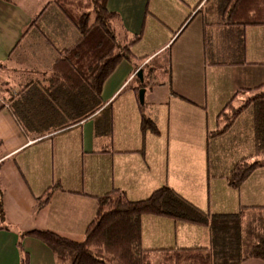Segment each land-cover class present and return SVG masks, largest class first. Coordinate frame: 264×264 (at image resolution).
I'll return each mask as SVG.
<instances>
[{
  "label": "crops",
  "instance_id": "crops-1",
  "mask_svg": "<svg viewBox=\"0 0 264 264\" xmlns=\"http://www.w3.org/2000/svg\"><path fill=\"white\" fill-rule=\"evenodd\" d=\"M161 1L171 10L184 12V4L176 0H107L106 5L120 15L126 30L141 35L148 15L160 23L153 10L149 11V5L154 2V8H159ZM46 2L41 0L39 13ZM5 7L16 9L23 23L6 29L11 36L0 41V65L4 67L2 73L7 72L4 76L0 73V264H19L17 242L19 234L26 230L45 229L82 240L99 198L115 188L124 191L129 199L140 200L166 185L207 213L241 212L243 224L255 214L264 216V165L253 170L238 188L230 187L227 180L234 164L253 154L254 145L252 152L235 149L224 162L211 161L209 152L210 140L225 135L236 121L224 133H213L219 128L217 115L225 103L236 93L238 105L250 95L248 89L264 84V25L243 28L240 60L235 58L231 37L214 38L213 47L225 49L208 63L203 57L205 44L201 43L207 37L205 16L197 29L191 33L187 30L188 23L200 11L193 8V17L177 38L181 33L190 35L184 38L177 53L164 61L168 74L158 86L144 89L147 114L138 105V86L132 82L138 70L144 72L155 53L170 49L167 46L174 34L172 30L150 55H134L117 65L102 85L101 106L94 114L61 131L36 136L23 132L9 110L10 99H20L29 83L42 80L39 72L46 71L54 58L51 44L61 49L76 39L60 34L64 29L61 25L45 22L37 23V28L46 40L40 36L29 38L33 26L25 35L24 31L37 14L27 5L0 0L1 10ZM209 22L215 29L223 26L221 22ZM249 31H258L262 36L250 41L256 48H249ZM143 56L146 57L140 60ZM241 90L248 91L243 94ZM107 109L108 115L97 129L95 122ZM142 115L155 123L158 133L141 130ZM49 187L53 192L48 203L34 210L35 198ZM209 245L207 227L155 215L141 218V246L145 249ZM21 246L28 253V264H56L50 249L40 241L24 237ZM241 264L264 263L251 258Z\"/></svg>",
  "mask_w": 264,
  "mask_h": 264
},
{
  "label": "trees",
  "instance_id": "trees-1",
  "mask_svg": "<svg viewBox=\"0 0 264 264\" xmlns=\"http://www.w3.org/2000/svg\"><path fill=\"white\" fill-rule=\"evenodd\" d=\"M50 2L72 24L77 38L61 49L50 43L54 58L46 71L39 72L42 80L29 83L20 99H10L9 110L23 132L36 136L61 131L94 114L101 106L103 83L122 60L134 57L132 47L141 37L140 33H130L124 28L120 15L107 8V0ZM220 12L223 25L243 28L264 25V0H221ZM41 13L25 28L24 35L33 26L29 38L44 39L37 28ZM192 17L187 16L184 23ZM45 45L50 47L48 43ZM248 90L251 95L240 104H236V93L225 103L217 115L219 126L222 121L225 125L213 132L224 133L240 113L246 108L251 110L254 151L250 157L255 159L243 158L234 164L227 177L233 188H238L253 170L264 165V84ZM140 127L142 131L158 133L155 123L144 115ZM52 192L49 187L35 198L34 210L45 206ZM2 193L0 184L1 222ZM144 215L207 227L210 245L145 249L141 246ZM24 237L34 238L49 248L56 264H241L251 258L264 263V216L255 214L243 224L241 212L207 213L166 185L140 200L129 199L120 189L109 191L99 198L96 213L80 241L45 229L21 232L17 242L19 264H28V253L21 246Z\"/></svg>",
  "mask_w": 264,
  "mask_h": 264
},
{
  "label": "rangeland",
  "instance_id": "rangeland-1",
  "mask_svg": "<svg viewBox=\"0 0 264 264\" xmlns=\"http://www.w3.org/2000/svg\"><path fill=\"white\" fill-rule=\"evenodd\" d=\"M15 3L21 4V5H27L28 8L31 11H34L37 15L39 14V4L41 3V0H31V3L28 0H12ZM176 0L179 4H184V12H177V10H171L169 9V5L164 4V1L160 2L159 8H154V2L150 3L149 5V11L154 12V15L157 19H159L160 23L155 21V19L152 20V18L148 15L146 19V26L143 30V34H141L140 40L138 41L137 45L135 44L132 47V53L138 57L139 55H144L145 53H152L153 50L157 49L159 43H164L166 41V35L170 33V30L174 31V34H172V39L168 43V46L170 49L166 50H160L157 54L155 53V58L145 65L144 72H143V82L140 81L138 77H135L134 81L132 82V85L138 86V93L140 89H145V87H154L158 86L162 79L166 77L167 65L165 64L166 58L170 57L171 55L174 56V53H177V49L181 46L184 38H186L192 31L197 29V24L202 16H205V22L207 25H204V28L206 30L207 37H205V40L202 41V45L205 44V54L203 51V57L205 55V61L210 63L212 61H215L217 57L221 54V49H225L224 46H218L217 48L213 47V39L216 38L217 40L220 39H226L232 38V48L234 49V55L237 60L243 59V27H230L227 25H223L219 27L218 29H215L216 27H211L209 19L212 20V22H222L221 17V0ZM182 2V3H181ZM201 2V3H200ZM200 3L199 7L197 9H200V11L192 18V20L188 23V21H185L186 17L191 15L193 8L197 6ZM48 5V6H47ZM45 9H43L41 12L44 13V18L38 19L40 23L45 22L46 24L53 25H61L60 28H64L60 34H65L70 37H74L76 39L77 32L75 28L72 26L69 21H67L59 12L57 7L50 2V0H47L45 4ZM49 7V8H47ZM13 11V12H11ZM40 12V13H41ZM41 13V14H42ZM22 17L19 15L15 10L8 9L7 7L3 8L1 10L0 8V30L1 28H4L3 31H0V35L4 34L2 38H0V41L3 40V38L8 39L9 34H6V29L9 30V27H12L13 25H16L18 23L22 22ZM38 22V23H39ZM184 23V24H183ZM188 23L187 30H190V33H181V35L177 38L178 34L182 32V30H185L184 27ZM163 24V25H162ZM165 26V27H164ZM186 30V31H187ZM60 31V29H59ZM192 35V34H191ZM193 37V35H192ZM262 37L261 34L258 31H249L248 33V39H249V48L255 47V43H250V41L257 40L258 38ZM177 38V39H176ZM18 39V38H16ZM194 44H190V46H193ZM225 45H228V42H225ZM189 46V47H190ZM217 46V45H215ZM166 47V48H167ZM203 48V46H201ZM228 49V47H226ZM256 48V47H255ZM181 49V48H180ZM179 49V50H180ZM247 49V47H246ZM194 54V51H192V55ZM146 56H143L140 58V60H143ZM234 58V59H235ZM139 60V61H140ZM242 61V60H241ZM146 64V63H145ZM4 67L0 65V73L4 76L7 72L2 73V69ZM3 78L0 76V83H2ZM251 95V94H250ZM138 105L141 106V109L143 110L144 114H147L149 111V107L147 104H145V98L144 103L140 104L139 102V94L137 96ZM108 109L104 111V113L101 114V116L97 119L95 122L96 128H101V123L103 119H105V116L108 115ZM105 124V123H104ZM100 125V127H99ZM225 125V121H222L220 123V128H222ZM219 129H217L214 133L218 132ZM220 135V134H219ZM215 136H218L217 134ZM253 147V141H252V113L250 109H247L243 111L237 118L236 121L233 123L230 130L223 136H218L214 139L210 140L209 143V152H210V158L211 161L219 160V162H224L227 158L231 157V155L236 152V150H240L242 148L244 151L252 152ZM236 149V150H235ZM255 158L248 157L247 160H254ZM258 160V159H257ZM245 245V242H244ZM244 247V248H243ZM242 249H246L245 246H242Z\"/></svg>",
  "mask_w": 264,
  "mask_h": 264
},
{
  "label": "water",
  "instance_id": "water-1",
  "mask_svg": "<svg viewBox=\"0 0 264 264\" xmlns=\"http://www.w3.org/2000/svg\"><path fill=\"white\" fill-rule=\"evenodd\" d=\"M136 77H138L140 79V81L143 82L144 78H143L142 70H138ZM138 94H139V102H140V104H143V102H144V89H140Z\"/></svg>",
  "mask_w": 264,
  "mask_h": 264
}]
</instances>
